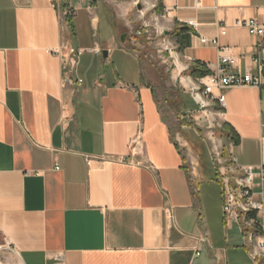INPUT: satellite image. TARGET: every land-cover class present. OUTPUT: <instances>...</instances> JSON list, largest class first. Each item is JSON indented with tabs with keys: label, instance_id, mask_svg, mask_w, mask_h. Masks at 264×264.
<instances>
[{
	"label": "crops",
	"instance_id": "1",
	"mask_svg": "<svg viewBox=\"0 0 264 264\" xmlns=\"http://www.w3.org/2000/svg\"><path fill=\"white\" fill-rule=\"evenodd\" d=\"M146 14L168 39L173 88L196 126L198 80L217 73L221 48L230 49L229 72L261 79L224 90V108L205 100L202 113L218 118L228 141L213 179L221 204L204 201L190 144L161 111L164 90L119 43L149 25ZM247 20L264 26V0H0V262L264 264V213L248 214L254 227L227 220L218 178L264 169V73L255 64L264 38ZM104 51L106 62L123 53L133 72L112 65L84 85L82 63ZM252 186L264 205V180Z\"/></svg>",
	"mask_w": 264,
	"mask_h": 264
},
{
	"label": "rangeland",
	"instance_id": "2",
	"mask_svg": "<svg viewBox=\"0 0 264 264\" xmlns=\"http://www.w3.org/2000/svg\"><path fill=\"white\" fill-rule=\"evenodd\" d=\"M136 10V9H135ZM151 16L146 14L143 21L148 23V26L141 28L140 31L135 27L132 30H125L119 38V43L127 45L131 52H136L140 58L144 74L148 79L153 82L154 86L163 89L165 94L159 95L161 102V111L164 113L172 124L173 137L177 131L182 137L190 144L191 154L195 158V167L198 171L201 170L204 174L203 178H200L202 194L205 202L220 203V188L213 182L214 172L226 164L224 162L223 154L228 146L226 135L222 132V128L218 126V118H210V113H202L203 111H197L201 113L200 122L203 124L196 126L197 122L194 116H197L196 112L185 113L181 109L180 97L177 94L176 87L173 88V72L175 66L170 61V51L166 42L168 41L165 34H158L156 31V24L151 21ZM102 30H107L108 20L106 16L102 18ZM122 36H125V42H122ZM112 47H118V43H111ZM120 46V45H119ZM113 56L108 62L104 60L103 54L99 56V60H88L82 63L80 69L82 71V78L85 80L84 85H88L91 77H96L97 74H110L113 69L112 65L118 67L122 73L133 72L132 64L127 61V57L123 53L117 51L113 52ZM107 63V66L103 68V65ZM91 67V68H90ZM115 68V67H114ZM88 70V74L85 72ZM91 76H90V74ZM100 81L102 78L99 79ZM189 104L191 100L188 98ZM185 127V128H183ZM218 153V156L215 154ZM224 162V163H223ZM219 181H222L221 174L218 177ZM205 179V180H203ZM208 180V181H207ZM2 242L0 240V257L3 258L6 253L2 248ZM1 263V262H0ZM3 263V262H2ZM16 264V263H15Z\"/></svg>",
	"mask_w": 264,
	"mask_h": 264
},
{
	"label": "built area",
	"instance_id": "3",
	"mask_svg": "<svg viewBox=\"0 0 264 264\" xmlns=\"http://www.w3.org/2000/svg\"><path fill=\"white\" fill-rule=\"evenodd\" d=\"M196 3H200L202 0H192ZM52 3H56L57 0H51ZM140 2V1H139ZM241 24L249 30V32L257 37L264 38V26H262L258 20H247L241 22ZM190 26H195L194 22H189ZM201 41L204 44L217 45L216 41H209L202 38ZM220 67L216 74L208 76L206 82L203 80H198L199 88L198 91L201 93L194 94L201 97L203 102L200 103V108L204 111L207 106L205 100H210L218 102L221 108L225 107L226 95L223 94L224 90L234 88V86L249 87L261 86V79L254 78L252 75H240L232 74L229 72V67L233 63V59L229 56L230 49L221 48L220 49ZM255 64L260 74L264 73V50L262 57H259ZM82 81H79L81 84ZM217 93V95H215ZM218 156V153L215 154ZM244 174L238 176L233 181L228 177V175H222L221 185L222 199L224 203L225 218L227 220H232L236 222L244 221L249 227H254L257 224L256 220H248V214L254 210L257 212L264 213V205L255 202L252 195V185L256 176L264 180V169L259 173L253 171V169H244ZM235 173L234 171H231ZM258 248L261 249L262 255L264 257V241L257 243ZM62 261V256H59L55 264H60ZM1 264V263H0Z\"/></svg>",
	"mask_w": 264,
	"mask_h": 264
},
{
	"label": "water",
	"instance_id": "4",
	"mask_svg": "<svg viewBox=\"0 0 264 264\" xmlns=\"http://www.w3.org/2000/svg\"><path fill=\"white\" fill-rule=\"evenodd\" d=\"M121 40H122V42H125V36H122ZM103 56H104L105 59H107L108 58V53L106 51H104L103 52Z\"/></svg>",
	"mask_w": 264,
	"mask_h": 264
},
{
	"label": "bare ground",
	"instance_id": "5",
	"mask_svg": "<svg viewBox=\"0 0 264 264\" xmlns=\"http://www.w3.org/2000/svg\"><path fill=\"white\" fill-rule=\"evenodd\" d=\"M199 101H202L200 97H199ZM1 264H4V263H1Z\"/></svg>",
	"mask_w": 264,
	"mask_h": 264
}]
</instances>
